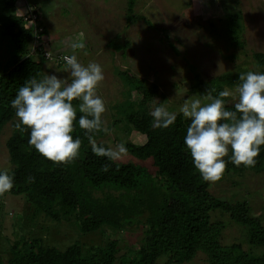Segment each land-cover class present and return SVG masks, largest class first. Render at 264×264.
I'll return each mask as SVG.
<instances>
[{"label": "trees", "instance_id": "1", "mask_svg": "<svg viewBox=\"0 0 264 264\" xmlns=\"http://www.w3.org/2000/svg\"><path fill=\"white\" fill-rule=\"evenodd\" d=\"M19 1L0 2V133L7 123L12 128L5 142L12 168L0 170V193L22 196L31 210L27 217L34 222L42 217L72 223L83 234L140 224L143 236L136 247L119 255V240L112 236L103 245L75 242L60 250L15 229L6 264H182L198 254L205 264H264L261 219L251 214L246 199L232 203L214 196L209 187L211 181L264 171V101L228 104L227 88L246 87L254 79L231 71L207 80L195 74L191 92H207L213 107L191 116H171L150 111L159 95L156 82L118 70L127 87L117 120L124 119L129 130L145 136L142 144L123 145L136 158L150 159L155 170L118 163L101 140L106 134L101 119L77 109L83 93L45 77L43 51L56 52L43 41L37 56L27 55L32 35L22 13H14ZM129 4L130 10L132 0ZM224 6L218 26L210 31L241 46V14ZM126 45L117 43L113 49ZM253 56L264 75V52ZM132 95L138 99L131 100ZM230 131L232 139L221 159L205 165L204 138ZM3 209L0 205V213ZM213 210L243 226L247 242L258 247L259 254L243 250L240 243L224 244V223L211 220ZM14 218L20 220L21 215L17 212Z\"/></svg>", "mask_w": 264, "mask_h": 264}, {"label": "rangeland", "instance_id": "2", "mask_svg": "<svg viewBox=\"0 0 264 264\" xmlns=\"http://www.w3.org/2000/svg\"><path fill=\"white\" fill-rule=\"evenodd\" d=\"M31 1L46 29L45 47L53 52L68 53L75 60L74 64L63 66L45 62V77L83 93L77 109L92 111L101 119L106 129L101 140L109 145L118 163L144 164L149 171L155 170L150 159L136 158L123 145L125 141L142 144L145 136L129 130L124 119L117 120L122 117L118 112L124 106L120 103L126 98L127 87L118 70H129L149 83L158 84L159 95L149 107L153 113L163 110L171 116L179 112L191 116L202 108H212L213 101L207 92H191L196 83L195 74L207 80L231 71L242 74L244 79L253 78L246 87L227 88L228 104L242 100L264 101V75L258 71L253 56L256 52H264V0H132L130 10L131 0ZM224 4L229 5L227 10L233 8L241 14V46H233L210 31L211 27L218 26L217 19L224 15ZM24 6L22 1L17 2L14 13H23ZM117 43L127 45L114 50ZM129 98L138 99L135 95ZM11 130V124L7 123L0 133V170L12 168L5 146ZM208 137L203 143L204 163L212 165L229 147L232 131ZM209 187L214 196L232 203L236 199H246L251 214L258 216L264 225V171L211 181ZM2 194L0 264H6L10 256V241L14 239L15 229L27 237L40 238L45 246L60 250L75 242L83 246L103 245L107 237L112 236L119 240V255L126 253L127 248L133 247L143 236L140 224L121 231L101 229L83 234L72 223H56L42 217L34 222L27 217L31 210L22 196ZM17 212L20 220L14 218ZM210 213L212 221L224 223L221 236L224 244L240 243L243 250L259 254L260 249L247 242L243 226L231 221L225 212L213 210ZM203 257L198 254L194 261L182 264H205Z\"/></svg>", "mask_w": 264, "mask_h": 264}, {"label": "built area", "instance_id": "3", "mask_svg": "<svg viewBox=\"0 0 264 264\" xmlns=\"http://www.w3.org/2000/svg\"><path fill=\"white\" fill-rule=\"evenodd\" d=\"M23 2L25 4L26 10L23 14L22 19L24 24L31 30L32 35V42L29 46L27 55L37 56L36 51H40V43L45 40V35L43 34L45 27L40 21L39 14L36 11V6H34V4H31L29 0H23ZM43 56L45 58V61L57 65H70L74 62L73 57L67 53H52L49 50H44Z\"/></svg>", "mask_w": 264, "mask_h": 264}, {"label": "clouds", "instance_id": "4", "mask_svg": "<svg viewBox=\"0 0 264 264\" xmlns=\"http://www.w3.org/2000/svg\"><path fill=\"white\" fill-rule=\"evenodd\" d=\"M22 2H23V0H21ZM29 2H31V0H29ZM24 3V2H23ZM25 7V6H24ZM26 10V9H25ZM25 10H24V12L22 13V15L25 13ZM40 17V16H39ZM40 21L42 22V20H41V18H40ZM43 24V23H42ZM45 27V26H44ZM45 41V40H44ZM28 50H29V48H28ZM57 53V52H56ZM62 53H64V52H62ZM68 54V53H67ZM74 59V58H73ZM74 62H75V60H74ZM74 62H73V64H74ZM46 63H47V61H46ZM51 63V62H50ZM52 64H54V63H52ZM54 65H57V64H54ZM66 65H68V64H66ZM70 65H72V64H70ZM57 66H63V65H57Z\"/></svg>", "mask_w": 264, "mask_h": 264}, {"label": "crops", "instance_id": "5", "mask_svg": "<svg viewBox=\"0 0 264 264\" xmlns=\"http://www.w3.org/2000/svg\"><path fill=\"white\" fill-rule=\"evenodd\" d=\"M31 2H32V1H31ZM55 66H57V65H55ZM69 78H71V75H69L68 79H69Z\"/></svg>", "mask_w": 264, "mask_h": 264}]
</instances>
